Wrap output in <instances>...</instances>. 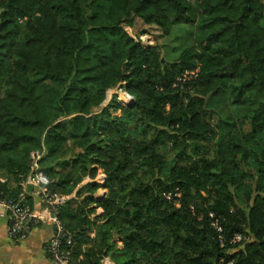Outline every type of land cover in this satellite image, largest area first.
<instances>
[{"label":"trees","instance_id":"obj_1","mask_svg":"<svg viewBox=\"0 0 264 264\" xmlns=\"http://www.w3.org/2000/svg\"><path fill=\"white\" fill-rule=\"evenodd\" d=\"M133 17L192 45L168 59ZM37 151L76 264H264L263 0H0L3 196Z\"/></svg>","mask_w":264,"mask_h":264},{"label":"built area","instance_id":"obj_2","mask_svg":"<svg viewBox=\"0 0 264 264\" xmlns=\"http://www.w3.org/2000/svg\"><path fill=\"white\" fill-rule=\"evenodd\" d=\"M122 88H124V86H121L119 90H123ZM42 155L43 154L39 151L33 153V166L25 182L23 183L24 189L19 195V198H7L3 196L2 193H0V217H5L9 220V233L13 241L16 242L25 240L28 237L31 229L41 220L51 221V223H54L56 226V232L49 243L46 244L50 257L57 264H76L72 259L71 251L63 247L61 242L62 237L67 236L66 243L71 245V233L65 229L64 225L54 212L55 207L64 203L65 199H67L69 196L59 193L51 194L48 191V184L50 183V180L41 169L39 164V160L41 159ZM29 185L33 186L32 191H37L40 200L46 204V209L50 213L48 217L41 216L37 212L35 204L32 206L27 200L28 192H30L28 188ZM164 196L169 200H173V198H178L180 193L168 192L164 193ZM179 201V199H176L175 203L179 204ZM214 225L216 226L217 230H222V227L219 225L218 221H216ZM240 238L241 235L235 236V240H240ZM229 263L235 264L232 261Z\"/></svg>","mask_w":264,"mask_h":264},{"label":"crops","instance_id":"obj_3","mask_svg":"<svg viewBox=\"0 0 264 264\" xmlns=\"http://www.w3.org/2000/svg\"><path fill=\"white\" fill-rule=\"evenodd\" d=\"M0 179L4 180V178ZM98 180L104 182L105 175L103 173L99 174ZM87 181L88 179L82 184ZM105 193L106 189L100 188L96 195L101 197ZM32 196L37 212L43 217H48L50 213L46 209V204L40 200L37 191H32ZM102 213L103 209L97 207L96 211L91 214V218H94L96 215L100 216ZM99 222H103V220ZM8 223L9 220L7 218L0 217V264H57L50 257L46 245L56 232L54 223L48 220H41L31 229L28 237L20 242L13 241L11 238ZM90 235L94 237L95 231L91 232ZM117 245L118 247H122V242L118 237ZM101 264H116V262L111 256H106L103 258Z\"/></svg>","mask_w":264,"mask_h":264},{"label":"rangeland","instance_id":"obj_4","mask_svg":"<svg viewBox=\"0 0 264 264\" xmlns=\"http://www.w3.org/2000/svg\"><path fill=\"white\" fill-rule=\"evenodd\" d=\"M124 26L132 36L137 40H141L144 44L159 45L163 55L168 59L175 58L181 50L191 46L193 41V26L176 27L169 35H165L160 27L145 23L139 17H133L129 21H125ZM121 86L118 85L108 90L106 99L102 103L103 106H106L114 95L123 103L132 101V97L125 91V88L119 90ZM219 105L222 106L223 102H219Z\"/></svg>","mask_w":264,"mask_h":264},{"label":"water","instance_id":"obj_5","mask_svg":"<svg viewBox=\"0 0 264 264\" xmlns=\"http://www.w3.org/2000/svg\"><path fill=\"white\" fill-rule=\"evenodd\" d=\"M28 188H29L30 191L33 190V186L32 185H29Z\"/></svg>","mask_w":264,"mask_h":264}]
</instances>
